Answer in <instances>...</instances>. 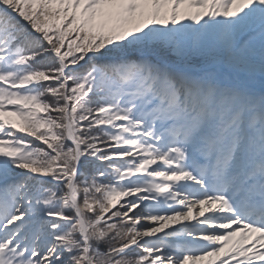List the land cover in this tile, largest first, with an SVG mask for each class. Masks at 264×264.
Listing matches in <instances>:
<instances>
[{
	"label": "snow or ice",
	"instance_id": "1",
	"mask_svg": "<svg viewBox=\"0 0 264 264\" xmlns=\"http://www.w3.org/2000/svg\"><path fill=\"white\" fill-rule=\"evenodd\" d=\"M0 264H264V0H0Z\"/></svg>",
	"mask_w": 264,
	"mask_h": 264
}]
</instances>
